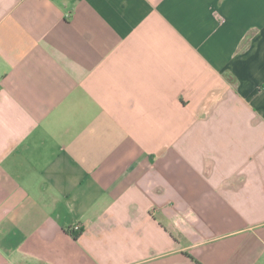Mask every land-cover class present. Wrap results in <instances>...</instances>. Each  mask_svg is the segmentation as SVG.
<instances>
[{"label":"crops","instance_id":"obj_1","mask_svg":"<svg viewBox=\"0 0 264 264\" xmlns=\"http://www.w3.org/2000/svg\"><path fill=\"white\" fill-rule=\"evenodd\" d=\"M196 261L264 264V0H0V264Z\"/></svg>","mask_w":264,"mask_h":264},{"label":"built area","instance_id":"obj_2","mask_svg":"<svg viewBox=\"0 0 264 264\" xmlns=\"http://www.w3.org/2000/svg\"><path fill=\"white\" fill-rule=\"evenodd\" d=\"M69 231L72 233H79L81 231V225L79 223H75L69 228Z\"/></svg>","mask_w":264,"mask_h":264},{"label":"trees","instance_id":"obj_3","mask_svg":"<svg viewBox=\"0 0 264 264\" xmlns=\"http://www.w3.org/2000/svg\"><path fill=\"white\" fill-rule=\"evenodd\" d=\"M197 262V264H201L200 262H198V261H196Z\"/></svg>","mask_w":264,"mask_h":264}]
</instances>
